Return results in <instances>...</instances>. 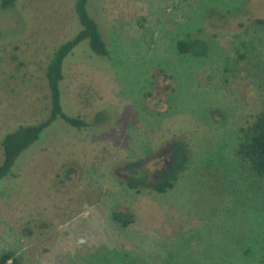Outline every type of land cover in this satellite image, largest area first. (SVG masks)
I'll list each match as a JSON object with an SVG mask.
<instances>
[{"label":"rangeland","instance_id":"374dc122","mask_svg":"<svg viewBox=\"0 0 264 264\" xmlns=\"http://www.w3.org/2000/svg\"><path fill=\"white\" fill-rule=\"evenodd\" d=\"M75 3L0 4V163L7 133L50 116L46 69L82 28ZM86 8L109 55L82 40L59 88L63 112L89 125L54 119L0 180V254L14 251L17 264H264V179L237 154L241 127L264 107V0ZM187 37L205 39L207 55L180 54ZM173 142L188 154L174 186L128 187L149 180Z\"/></svg>","mask_w":264,"mask_h":264},{"label":"trees","instance_id":"16d2710c","mask_svg":"<svg viewBox=\"0 0 264 264\" xmlns=\"http://www.w3.org/2000/svg\"><path fill=\"white\" fill-rule=\"evenodd\" d=\"M17 0H0L2 7L14 5ZM87 0H76L75 9L82 28L71 39L62 43L51 57L47 69L46 78L50 90V116L46 120L32 125H20L14 131L7 133L2 140L3 159L0 163V180L5 177L18 156L33 142H35L54 119L62 118L65 122L80 128L89 125L82 117H70L63 112L60 102L59 83L63 76V61L65 57L82 40L88 39L91 49L103 56H108L109 51L103 37L98 29L95 20L89 15L86 8ZM258 24L264 25V18H256ZM176 48L180 54L196 57L206 56L209 50L208 42L201 37H187L176 42ZM98 114V113H97ZM243 139L237 149L241 163L246 165L256 176L264 179V107L257 111L252 119L241 127ZM173 163L171 169L167 168L160 181L146 184V175L142 173L135 176V179L127 182L128 187H150L153 191L162 193L172 188L183 171L187 167L188 154L184 146L177 142L173 147ZM139 165V161L134 162ZM157 173H161L157 170ZM136 190V192H137ZM130 215V214H129ZM120 211L114 212V218L123 226H127L132 220L131 216ZM18 258L12 250H4L0 254V264H17Z\"/></svg>","mask_w":264,"mask_h":264},{"label":"flooded vegetation","instance_id":"af4514ba","mask_svg":"<svg viewBox=\"0 0 264 264\" xmlns=\"http://www.w3.org/2000/svg\"><path fill=\"white\" fill-rule=\"evenodd\" d=\"M175 143H177V142H173V143H171V145H169V148H168L169 159L164 157V161H163L164 164L159 169L161 173L158 174L157 171L153 172L152 175L150 176L149 180H147V178H146V180H145L146 184H150L152 182L160 181L163 178V173H165L166 169L167 168L171 169V166H172V163L174 160V158H173V147H174Z\"/></svg>","mask_w":264,"mask_h":264},{"label":"clouds","instance_id":"9594fccd","mask_svg":"<svg viewBox=\"0 0 264 264\" xmlns=\"http://www.w3.org/2000/svg\"><path fill=\"white\" fill-rule=\"evenodd\" d=\"M81 243H82V241H81Z\"/></svg>","mask_w":264,"mask_h":264}]
</instances>
